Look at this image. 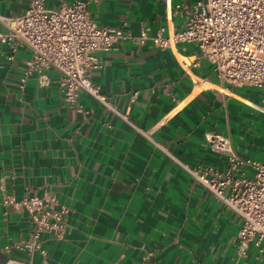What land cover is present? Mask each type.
Returning a JSON list of instances; mask_svg holds the SVG:
<instances>
[{"label":"crops","instance_id":"1","mask_svg":"<svg viewBox=\"0 0 264 264\" xmlns=\"http://www.w3.org/2000/svg\"><path fill=\"white\" fill-rule=\"evenodd\" d=\"M82 1L100 26L168 35L185 24L176 6L198 0ZM29 4L0 0V14L21 15ZM7 56L0 42V185L17 198L55 194L69 207L64 237L44 233L46 253L35 252L32 264H139L147 254V264H264L253 243L238 253L240 216L181 164L226 166L208 134L229 136L239 156L264 161L263 88L221 81L195 44L123 40L99 53L92 79L149 138L88 93L67 103L54 68L45 85L35 73L22 83L28 48ZM1 198L0 190V264H18L26 253L4 247L33 222L25 209L6 213Z\"/></svg>","mask_w":264,"mask_h":264},{"label":"built area","instance_id":"2","mask_svg":"<svg viewBox=\"0 0 264 264\" xmlns=\"http://www.w3.org/2000/svg\"><path fill=\"white\" fill-rule=\"evenodd\" d=\"M167 1L170 4V0ZM179 10L185 14L183 28L163 35V28L150 34L142 26L140 33L134 35L123 27L100 26L91 17L85 1L62 2L52 7L47 6L45 0H30L21 15L0 14V21L7 27L5 32H0V42L7 46L9 60H14L21 48L31 51L23 67L22 83L35 73L39 83L45 85L47 70L54 68L60 73L59 85L67 103L78 104L80 95L88 93L151 138L148 131L110 102L92 79L93 71L101 67L99 53L123 40L173 50L180 43L195 44L201 57L213 64L221 81L264 89V0H198L177 5L175 11ZM258 107L264 111V104ZM207 139L213 150L226 156V166L181 163L182 166L240 216L238 253L243 255L250 243L263 250L264 161L239 156L229 136L208 134ZM0 190L6 213L10 208H22L33 222L25 238L7 244L4 250L25 252L27 258L18 264H32L35 252L46 253L42 246L44 233L57 239L64 237L69 207L55 194L28 192L17 198L8 193L3 184ZM149 257V254L143 256L139 264H147Z\"/></svg>","mask_w":264,"mask_h":264}]
</instances>
